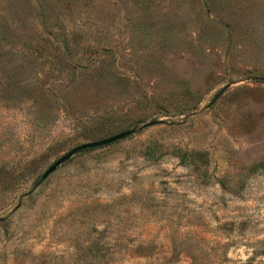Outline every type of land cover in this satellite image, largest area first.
<instances>
[{
  "label": "rangeland",
  "instance_id": "374dc122",
  "mask_svg": "<svg viewBox=\"0 0 264 264\" xmlns=\"http://www.w3.org/2000/svg\"><path fill=\"white\" fill-rule=\"evenodd\" d=\"M0 264H264V0H0Z\"/></svg>",
  "mask_w": 264,
  "mask_h": 264
},
{
  "label": "water",
  "instance_id": "95a60500",
  "mask_svg": "<svg viewBox=\"0 0 264 264\" xmlns=\"http://www.w3.org/2000/svg\"><path fill=\"white\" fill-rule=\"evenodd\" d=\"M131 134V131H123L120 133H117L115 135H112L108 138L93 141V142H88L81 144L79 146L74 147L73 149L69 150L65 154H63L60 158H58L55 162L47 168V170L42 174L40 177L39 183L44 181L51 173H53L59 166H61L63 163L67 162L70 158H72L74 155L87 151V150H92V149H97L101 148L104 146H108L112 143L118 142L119 140H122L126 137H128Z\"/></svg>",
  "mask_w": 264,
  "mask_h": 264
}]
</instances>
